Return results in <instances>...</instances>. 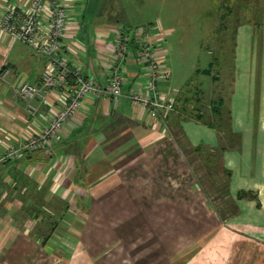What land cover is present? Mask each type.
I'll use <instances>...</instances> for the list:
<instances>
[{"label":"crops","instance_id":"obj_1","mask_svg":"<svg viewBox=\"0 0 264 264\" xmlns=\"http://www.w3.org/2000/svg\"><path fill=\"white\" fill-rule=\"evenodd\" d=\"M61 1L68 13L62 56L100 79L117 25L110 17L86 22V0ZM26 3L0 0V15ZM248 3L249 10H243L249 18L235 33L229 90L217 87L222 71L217 61L195 71L210 85L206 89L199 82L195 98L186 91L180 96L169 82H161L160 89L176 96L175 110L165 115L163 125L129 103L133 87L144 81L133 45L119 98L86 97L62 142L1 163L0 247L9 234H28L30 241L40 243L44 218L30 207L38 198L48 214V202L57 199L67 207L59 209L57 219L62 237L73 243L70 250L65 248L69 252L61 256V264H99L120 253L130 264H151L152 242L167 238L168 223L166 217H153L152 210L167 208L162 201L168 192L187 191L183 187L190 181L175 185L177 179L183 182V173H172L192 156L209 177L207 188L196 179L191 185L195 208L201 202L208 207L212 228L195 239L192 255L179 264H264V0ZM45 30L42 22L39 41H44ZM46 63L43 54L0 32V158L9 144H22L54 113L49 104L33 100L36 110L30 114L15 91L23 82L39 84ZM215 63L218 71L213 73ZM50 102L61 107L62 94L52 92ZM123 242L128 243V256L120 250Z\"/></svg>","mask_w":264,"mask_h":264},{"label":"rangeland","instance_id":"obj_2","mask_svg":"<svg viewBox=\"0 0 264 264\" xmlns=\"http://www.w3.org/2000/svg\"><path fill=\"white\" fill-rule=\"evenodd\" d=\"M248 1L86 0L85 21L103 22V19L110 17L111 23L125 30L145 27L148 24L158 26L167 33L164 41L167 52L164 64L170 72L169 83L172 89L179 91L180 96L186 91V94L190 95H187L188 97L195 98V91L198 90L195 86L199 85V82L209 89V79L195 73L197 69L207 68L209 62L217 61L219 69H222L218 89L226 91L232 86L235 33L238 24L249 18L243 10H249ZM217 71L215 63L212 72ZM187 82L189 83L186 86ZM212 86L215 89V84ZM203 113L206 114L205 111ZM173 171L172 174L183 173V182L177 179L175 185H186L190 181V186H184L187 191L182 193L168 192L164 197L168 198L162 201V204L168 203L167 208H153L152 216L166 217L168 223L165 226L167 238L152 242L151 264H165L164 260L167 264L182 263L192 255L191 251L195 249L197 242L195 239L200 240L212 228V225H209L212 221L208 207L201 202V207L195 208V191L191 187L195 186V179L199 184L208 183L206 170L202 169L198 162L195 165L194 157L187 156L180 162L178 169L174 167ZM202 172L205 173L203 178ZM178 194L182 198H178ZM31 197L35 198L37 195ZM35 200L30 210L36 217L44 218L42 222L45 225H41L42 230L45 228L46 231L43 234L44 239L39 243L30 241L28 234L23 237L9 234L1 243L0 264H61V256L69 252L65 248L70 250L72 247L73 243L62 237L64 231L57 221L61 216L59 209L67 208L65 204H61L57 199L50 200L48 204L53 209L47 214L44 201L38 198ZM35 205L39 208H34ZM198 220L203 223L195 224ZM175 221L178 223L175 224ZM37 227L36 225L35 228ZM54 232L55 237L48 242V237H52ZM123 243L120 250L125 251L128 256V243ZM107 259L109 261L105 260L99 264H114L115 261L116 264H130V258L123 257L121 253L116 257L109 255Z\"/></svg>","mask_w":264,"mask_h":264},{"label":"built area","instance_id":"obj_3","mask_svg":"<svg viewBox=\"0 0 264 264\" xmlns=\"http://www.w3.org/2000/svg\"><path fill=\"white\" fill-rule=\"evenodd\" d=\"M67 8L61 0H27L24 6H11L0 15V32L13 41H22L43 54L47 63L39 84L23 82L15 88L26 102L30 114L36 110L33 100L49 104L54 113L46 125L37 132L28 133L20 145L9 144L0 164L17 160L24 154L50 148L60 143L67 135L69 120L76 117L86 97L117 99L125 85L127 58L135 45V61L142 66L144 81L134 86L129 103L135 109L165 125V115L175 110V92L162 90L161 82H169L170 72L165 67L167 35L158 26L125 30L117 26L115 40L108 45L104 60L106 65L102 77L84 74L62 56L63 37L67 25ZM45 24L44 41H39V25ZM62 94L63 105L50 102L51 93Z\"/></svg>","mask_w":264,"mask_h":264}]
</instances>
